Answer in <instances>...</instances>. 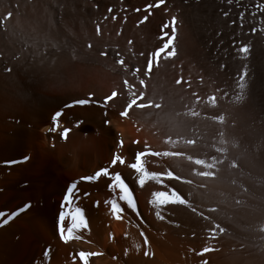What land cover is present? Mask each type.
I'll return each mask as SVG.
<instances>
[{
    "label": "bare ground",
    "instance_id": "obj_1",
    "mask_svg": "<svg viewBox=\"0 0 264 264\" xmlns=\"http://www.w3.org/2000/svg\"><path fill=\"white\" fill-rule=\"evenodd\" d=\"M153 1L145 0L151 12L143 29L145 34L142 32L147 41L141 64L132 65L119 57H78V52L72 55L67 52L69 49L65 53V49L74 46L64 43L51 44L62 56H55L58 60L52 58L53 68L28 63L25 70L16 65L7 71L9 68L0 62V212L10 214L31 202V208L0 227V264H83L80 251L98 253L87 258L88 264H264V249L261 252L248 243L249 234L233 226L230 209L202 199L197 193L200 185L181 169L185 165L202 167L194 138H190L194 132L199 133L201 114L199 111L198 116L185 102L189 103V99L201 103L205 96L200 92L197 76L191 75L194 89L185 88L186 75L199 61L190 53L177 60L170 55L163 59L161 71L153 70L154 63L167 56L154 55L152 51L166 42L165 29L161 27L163 7L153 8ZM231 2L241 8L244 17L248 16L255 35L264 34L258 30L264 27V0ZM253 6L255 18L248 13ZM139 30L137 26L138 33ZM157 34L159 38L154 37ZM12 54L13 51L11 57ZM192 91L199 93L188 94ZM134 93L142 97L133 101ZM89 94L91 103H87ZM226 95L232 102L228 89ZM76 101L86 103L81 106L74 104ZM68 104L74 106L65 107ZM59 110L63 111L57 121L60 127L51 132L52 116ZM202 116L217 123L214 108H204ZM79 121L83 123L76 127ZM64 128L71 129L66 140L60 136ZM168 144L172 149L163 152L162 146ZM212 148L223 152L218 146ZM211 154L212 160L215 154ZM25 156L29 157L26 162L3 165L4 160H21ZM120 157L122 162L113 166L111 162ZM134 164L144 171L136 172ZM103 168L109 169L107 177L81 179ZM115 173H120L128 184L134 202L131 196L125 198L127 202L121 200L123 189L119 192L109 186ZM115 179L114 176V183ZM71 183L77 184L75 192L79 198L74 196L64 210L80 207L88 227L75 231L73 238L64 241L58 231V212ZM111 200L117 201V211L122 209L119 218L111 212ZM6 218L7 215L0 218V223ZM69 222L63 223L65 235ZM146 250L148 256L144 255Z\"/></svg>",
    "mask_w": 264,
    "mask_h": 264
},
{
    "label": "rangeland",
    "instance_id": "obj_2",
    "mask_svg": "<svg viewBox=\"0 0 264 264\" xmlns=\"http://www.w3.org/2000/svg\"><path fill=\"white\" fill-rule=\"evenodd\" d=\"M231 1L154 0L153 8L163 7L161 27L165 29L166 42L152 51L154 55L159 53V56H167H163L158 63L155 62L153 70L159 68L161 71L164 68L163 59H169L170 55L176 60L188 53L198 58L197 67L186 75L188 84L185 88L193 90L191 75L197 76L200 92L205 97L201 103L188 99L189 103L185 104L195 109L198 116L199 111L201 114L198 117L201 125L199 133L194 132L190 138H194L196 156L198 161L203 160V165H185L181 169L200 185L197 193L202 199L220 203L230 209V213L235 216L229 215L231 221L234 220L233 226L246 235L249 234L247 242L263 252L264 34L255 35L253 26L246 19L248 16L244 17L242 14L245 13L241 8ZM138 3L139 0H0V58H4L0 62L9 69L16 65V68L22 70L29 65L53 68V59L58 60L56 57L62 56L60 50L52 45L64 43L67 47L74 46L64 52L72 55L78 52V57L85 56L94 60L119 57L118 59H127L132 65L141 64L147 41L143 29L151 9L145 5V0H140L141 5ZM254 7L256 6L251 7V12H248L252 18L257 16ZM137 26L140 28L139 33L136 31ZM258 30L264 33V27H258ZM154 37L159 38L160 35ZM17 43L24 48H19ZM28 50L34 51V54H29ZM50 54L56 57H51ZM35 59L38 64L33 61ZM14 61H17L15 65ZM18 62H21L22 68ZM174 76H171L172 79ZM226 89L232 93V102L227 98ZM198 93L192 91L188 94ZM210 93L211 96H207ZM132 96L135 97L133 101L142 97L140 93ZM204 108L216 110L217 123L202 116ZM217 146L223 152L212 148ZM170 149L171 144L162 146L163 152ZM182 152L193 155L187 151ZM211 153L215 154L212 160Z\"/></svg>",
    "mask_w": 264,
    "mask_h": 264
},
{
    "label": "snow or ice",
    "instance_id": "obj_3",
    "mask_svg": "<svg viewBox=\"0 0 264 264\" xmlns=\"http://www.w3.org/2000/svg\"><path fill=\"white\" fill-rule=\"evenodd\" d=\"M12 69H7V71H11ZM86 102L85 101H76L74 102V104H79L81 106H84ZM87 103H91V94H89V100L87 101ZM74 104H68L65 107H72L74 106ZM63 114L62 110L56 111L54 113V115L52 116V121H53V127L51 129H49V131L51 132H56L57 129L60 127V125L57 123L58 118L61 117ZM83 121H79L76 124V127H79L80 124H82ZM107 123V122H106ZM71 131V129L69 128H64L62 132H60V136L62 139H67L69 132ZM122 145V142H121ZM117 157H119V154H116ZM29 159V157L25 156L23 157L21 160H4L3 161V165L6 167H11L12 165L15 164H19V163H23L26 162ZM123 160L122 157H120L119 159H115L111 162V164L113 166H115L117 163H121ZM133 169L136 172H142L144 171V169H142L141 167L137 166V165H132ZM101 175L103 176H108L109 175V169L108 168H103L101 170H98L95 172V175L92 176H85L82 177L81 179L86 180V181H94L96 180L98 177H100ZM115 176V183L113 182V177ZM112 183L109 185L110 187H115L116 189H119V192H121V189H123V193L121 195V200H125L126 197L131 196L132 201L134 202V197L133 194L128 186V184L125 182V180L122 178L120 173H115L112 177H111ZM77 189V184L76 183H71L67 189H66V193L63 195V199L61 202V206H60V210L58 212V231L60 234V238L64 241H67L71 238H73V233L77 230H80L82 228H87L88 225L86 223L85 220V216L83 214V211L80 207H69L67 211L64 210V206L67 205H71L72 201H73V197L76 196V198L78 199V195L76 194L75 190ZM125 202H127L125 200ZM108 203H110L111 205V212L114 216H116V218H119V213L122 211L121 208H119V211H117L116 209L119 207V205L117 204L116 200H111ZM29 208H31V202H27L24 203L22 207L18 208V210L11 212L10 214H6L5 212H0V218L4 217L5 215H7L6 219L2 220V223H0V227H3L4 225H7L10 221H12L15 217H17L18 215H20L21 213L25 212L26 210H28ZM136 210V208L134 209ZM69 220L70 222L68 223L67 226V235H65V228L63 227V223L64 221ZM141 235H143V233H141ZM76 239H79L80 237H75ZM145 245L148 244V240L147 238H145L144 241ZM44 255H47V252L44 253ZM79 258L81 261H83V264H88V260L87 258L90 255H98V253H88L85 251H80L78 253ZM145 256L149 255V252L146 250L144 252Z\"/></svg>",
    "mask_w": 264,
    "mask_h": 264
}]
</instances>
